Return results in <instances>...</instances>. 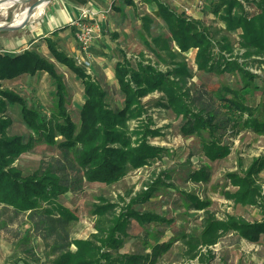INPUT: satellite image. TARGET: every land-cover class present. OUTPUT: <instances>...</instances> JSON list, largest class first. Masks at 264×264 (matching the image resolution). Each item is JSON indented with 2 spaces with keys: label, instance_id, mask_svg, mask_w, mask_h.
I'll list each match as a JSON object with an SVG mask.
<instances>
[{
  "label": "trees",
  "instance_id": "1",
  "mask_svg": "<svg viewBox=\"0 0 264 264\" xmlns=\"http://www.w3.org/2000/svg\"><path fill=\"white\" fill-rule=\"evenodd\" d=\"M120 2L116 9L123 10L122 6L133 4V0ZM209 3L212 12L223 22L224 29L237 32L235 42L241 52L233 54L234 45L225 35L214 40L199 21L176 13L161 2H158V14L166 24L171 40L181 51L195 49L198 70L225 76L235 73L239 78L238 87L223 83L213 88L210 82L200 81L199 87L191 92L187 82L193 73L185 61H172L174 66L163 71L142 61H137L136 67H133L124 55L114 66L123 103L120 107H112L105 99L102 86L47 37L45 40L51 57L67 66L83 82L84 100L79 108L78 122H75L67 108L62 75L56 71L53 61L36 48L0 51V80L46 72L55 88L54 108L46 115L38 107L27 105L21 95L0 84V110L8 105H19L22 121L31 132L27 139L23 134L0 133V203L17 213L38 210L44 203L47 206L43 210L45 213L57 212L54 222L66 224L76 219L77 215L60 201L61 194L79 189L84 180L114 183L130 169L148 164L151 159L161 158L163 148L148 141L149 137L160 134L161 128L151 126V117H143L145 109L140 100L156 90L163 92L160 99H166L165 103L160 102L181 116V132L200 136L203 152L209 159L222 158L229 152V146L221 142L227 128L234 129L241 124L256 132H264L261 105L247 103L246 97L263 88L259 81L261 75L253 72L250 66L264 63V0H209ZM145 20L149 22L148 18ZM153 40L159 42L158 38ZM215 45L218 47L216 51ZM226 52L233 56H227ZM132 120L136 121L133 126L130 123ZM6 123L5 119L0 120L2 130ZM203 132L208 136L204 137ZM34 140H43L60 148L61 160L68 162L73 175H60L59 166L52 165L24 173L14 162L16 157L30 149ZM263 166L264 157H255L242 172L228 173L236 189L227 196L235 204L263 207L261 187L256 182V176ZM190 179L206 180L207 174L204 170H195L190 174ZM156 189L157 186L151 184L147 190L132 198L118 214L108 217L106 214L112 211L113 204H95L93 211L99 216L97 232L90 238L74 239V249L70 248V244H63L61 252L51 263L154 264L158 256L168 250L172 241L155 242L148 252L142 248L135 253H126L120 252L119 248L132 218L140 224L168 221L159 214L133 207L135 203L147 201ZM188 197L194 209H203L200 232L180 235L188 258L198 257L200 261L211 258L213 254L209 246L228 233L252 243L264 237V219L249 221L230 214L220 219L207 209L209 201L191 195ZM201 247H205V253H201Z\"/></svg>",
  "mask_w": 264,
  "mask_h": 264
},
{
  "label": "rangeland",
  "instance_id": "2",
  "mask_svg": "<svg viewBox=\"0 0 264 264\" xmlns=\"http://www.w3.org/2000/svg\"><path fill=\"white\" fill-rule=\"evenodd\" d=\"M120 1H114L110 10L105 13V16L109 14L106 21H103V18L99 20V32L106 34L107 39L117 47L107 59L96 56L97 59H90L89 52L90 65L85 66L79 61L78 45L75 50L68 52L65 45L60 46L57 39L56 42L54 37L53 39L48 36L58 49L72 57L76 65L84 68L86 73L102 86L110 106L120 107L123 103V95L114 76V66L124 55L133 67H136L137 61H142L151 63L163 71L174 66L172 61H185L193 73L187 82L191 92L199 87L200 81L210 82L213 88L220 87L223 83H229L232 87L240 86L238 75L235 73L225 76L198 70L195 49L181 51L171 40L170 32L158 14V2H161L176 13L199 21L201 26L208 29L214 40H219L225 35L234 45L232 53L241 52L235 42L237 32L224 29L223 22L210 9L209 0H133V4L122 6L124 12L115 8L121 4ZM28 3H13L8 7H1L0 23L11 21L14 14ZM23 28L1 32L4 35H19ZM154 38H158L159 42H155ZM46 48L44 44V47L36 49L53 61L56 71L62 75L69 114L73 121L78 122L79 108L84 100L82 79L64 64L56 62ZM217 48L215 45L214 51ZM225 54L231 55L228 52ZM250 69L261 75L262 80L259 81L263 88L247 95V103L261 105L260 112L264 115V63L261 66H250ZM0 84L1 87L12 89L21 95L27 105L38 107L46 115L54 108L55 88L46 72L22 74L13 79L0 80ZM162 95V91L156 90L140 99L145 109L143 117H151V126L161 128L160 134L149 137L148 140L151 145L163 148L161 158L151 159L148 164L130 169L114 183L84 180L79 189L61 194L60 201L77 215L76 219L66 224L54 222L57 212L45 213L43 210L47 206L44 203L38 210L23 213H17L0 203V264H52V259L61 252L63 244H70V248L74 249V239L90 238L97 232L96 222L99 216L93 211L95 204L109 202L113 204V209L106 214L107 217L118 214L132 198L147 190L151 184L157 186L152 196L145 202L133 204V207L159 214L168 221L140 224L132 218L126 235H122L120 252L135 253L142 248H146L148 252L155 242L172 241L168 250L159 255L154 264H264V237L259 242L252 243L228 233L216 244L209 246L213 256L204 258L203 261L198 257L188 258L180 238L183 233L198 234L202 227L203 209H194L189 195L209 201L207 209L220 219L229 214L249 221L264 219V204L263 207L239 205L227 196V193L236 189L230 182L228 173L242 172L253 158L264 157V132H256L241 124L234 129L227 128L221 142L229 146V152L222 158L209 159L203 152L199 135H184L181 132V116H177L171 107L162 104L166 102V99H160ZM1 119H5L7 123L3 130L0 127V133L23 134L25 139L31 134L22 121L19 105H8L0 110ZM135 122L132 120L130 123L133 126ZM203 136L207 137L208 133L203 132ZM61 155L60 148L56 145L34 140L30 149L16 157L14 163L24 173L48 165L59 166L58 173L70 177L73 170L67 161L61 160ZM195 170H204L207 179L191 180L190 174ZM256 182L261 187L260 195L264 203V166L258 172ZM205 252V247H201V253Z\"/></svg>",
  "mask_w": 264,
  "mask_h": 264
},
{
  "label": "crops",
  "instance_id": "3",
  "mask_svg": "<svg viewBox=\"0 0 264 264\" xmlns=\"http://www.w3.org/2000/svg\"><path fill=\"white\" fill-rule=\"evenodd\" d=\"M110 2L111 0H52L44 7L41 13L34 14L31 17L30 24L28 23L29 25L24 27L19 35H4L3 33L6 31L0 32V51L14 52L25 48H42L44 44L47 46L45 38L52 36V38L54 37L55 40H58L59 45L61 44L60 46L65 45L66 50L72 52L78 44L74 34V27L70 23L77 16L78 7L89 6L106 9ZM116 10L124 12V9ZM108 16L109 14H106L103 21H106ZM100 18L102 17L99 16V20H102ZM116 48L115 43L110 42L106 34L102 35L98 31L95 33L89 47L90 59H92L91 57L107 59ZM100 49L102 51H99Z\"/></svg>",
  "mask_w": 264,
  "mask_h": 264
},
{
  "label": "built area",
  "instance_id": "4",
  "mask_svg": "<svg viewBox=\"0 0 264 264\" xmlns=\"http://www.w3.org/2000/svg\"><path fill=\"white\" fill-rule=\"evenodd\" d=\"M116 0H111L106 9H98L89 6H80L77 9V16L70 24L74 27V34L79 47V61L85 66L90 65L89 47L95 36V33L100 30L99 16L104 18Z\"/></svg>",
  "mask_w": 264,
  "mask_h": 264
},
{
  "label": "water",
  "instance_id": "5",
  "mask_svg": "<svg viewBox=\"0 0 264 264\" xmlns=\"http://www.w3.org/2000/svg\"><path fill=\"white\" fill-rule=\"evenodd\" d=\"M7 1L13 2L14 4L15 3H28V2L29 3L23 8H21L19 11H17L14 14L11 21L0 23V32L1 31H12V30L23 28L31 21V17L34 15L38 7L40 6L45 7L52 0H34L32 2L31 0H0V5ZM22 11H24L23 18L20 21L16 22L15 20L16 16L18 15V13Z\"/></svg>",
  "mask_w": 264,
  "mask_h": 264
},
{
  "label": "bare ground",
  "instance_id": "6",
  "mask_svg": "<svg viewBox=\"0 0 264 264\" xmlns=\"http://www.w3.org/2000/svg\"><path fill=\"white\" fill-rule=\"evenodd\" d=\"M11 4H13V2L7 1V2L1 4V5H0V8H1V7H2V8H3V7H8V6L11 5ZM43 7H44V6H40V7H38L37 10H36V12H35L34 14L41 13V12L43 11ZM23 16H24V11L18 13V15L16 16V19H15L16 22L20 21V20L23 18Z\"/></svg>",
  "mask_w": 264,
  "mask_h": 264
}]
</instances>
